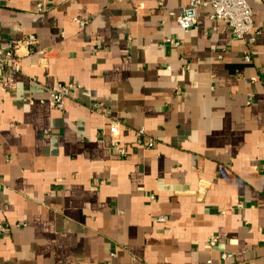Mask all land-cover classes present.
<instances>
[{
	"label": "crops",
	"instance_id": "1",
	"mask_svg": "<svg viewBox=\"0 0 264 264\" xmlns=\"http://www.w3.org/2000/svg\"><path fill=\"white\" fill-rule=\"evenodd\" d=\"M188 2L0 0V264H264V0L250 48Z\"/></svg>",
	"mask_w": 264,
	"mask_h": 264
},
{
	"label": "built area",
	"instance_id": "2",
	"mask_svg": "<svg viewBox=\"0 0 264 264\" xmlns=\"http://www.w3.org/2000/svg\"><path fill=\"white\" fill-rule=\"evenodd\" d=\"M199 8H209V19L213 22L226 23L230 29L231 35L235 40H242L247 48H250L255 42V36L257 30L255 28L253 12L248 4V0H189L184 6L181 12L176 17V23L182 30H190L194 27L196 13ZM80 26H84L87 20H78ZM37 43L36 38L33 35L26 37L24 44L28 46H35ZM168 43L176 46L177 42L170 39ZM15 44H11L7 52H3L0 49V71L2 66L7 61L10 64L5 71H2L0 76V82L4 87H11L14 81V72L17 69V60L13 56ZM244 60L248 62L250 60L249 52L246 50L243 56ZM65 88L60 87L50 91L46 98L39 100L42 104H48L50 107L56 110H62L64 108ZM93 110L105 117L108 120V131L111 136H117L120 133L121 122L113 117V113L110 109L103 106L101 103H96L93 106ZM138 140L143 141V145L147 149H151L155 146V139L148 136L143 128L137 129ZM113 147L117 150L121 157H126V150L122 147L117 140L113 141ZM159 221H163L159 218ZM209 245L214 246V240L210 238ZM233 255L227 252L220 254L222 261L231 260Z\"/></svg>",
	"mask_w": 264,
	"mask_h": 264
}]
</instances>
